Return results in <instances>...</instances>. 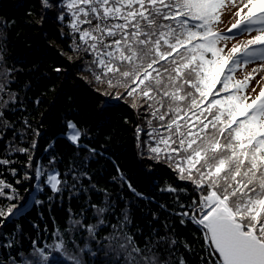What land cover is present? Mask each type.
I'll return each mask as SVG.
<instances>
[{
	"label": "snow or ice",
	"instance_id": "1",
	"mask_svg": "<svg viewBox=\"0 0 264 264\" xmlns=\"http://www.w3.org/2000/svg\"><path fill=\"white\" fill-rule=\"evenodd\" d=\"M42 3L51 7L48 0ZM61 8L59 19L68 16L74 54L89 57L85 65L93 79L123 89L112 98L126 103L131 98L129 106L144 119V126H136L141 155L167 164L198 194L188 205L179 203L186 210L176 215L181 224L197 227L209 264H264V76L250 88L264 72V0H62ZM226 14L234 22L225 32L220 26ZM243 36L250 38L240 41ZM251 64L255 66L247 71ZM238 70H245L242 79L236 78ZM3 75L6 80L7 73ZM4 90L0 83V93ZM7 104L0 96V108ZM66 134L78 147L85 135L71 121ZM34 148L33 142L31 149L15 150L30 154ZM11 163L0 159V165ZM28 167H33L31 155ZM25 179L38 181V191L49 185L59 193L67 184L61 173L40 165ZM128 187L135 192L130 183ZM162 191L175 194L179 202V193L187 189L169 185ZM0 198L2 229L22 216L29 202L3 180ZM42 203L31 198L32 205ZM92 207L97 223L70 218L67 231H86L88 240L112 257L110 264H169L156 249L167 245L171 255L178 244L174 236L151 237L141 247L127 231L131 220L125 212L111 233L98 238L111 206ZM53 235L52 244L33 241L31 254L25 256L14 234L0 232V248L16 249V255L10 251L6 259L0 257V264H85V253L97 254L91 243L76 245L70 253L63 233L57 229ZM179 264H185L183 259Z\"/></svg>",
	"mask_w": 264,
	"mask_h": 264
},
{
	"label": "trees",
	"instance_id": "2",
	"mask_svg": "<svg viewBox=\"0 0 264 264\" xmlns=\"http://www.w3.org/2000/svg\"><path fill=\"white\" fill-rule=\"evenodd\" d=\"M48 3L51 7H45L42 0H0V83L5 85L0 96L8 101L0 108V159L12 161L0 165V180L12 184L29 202L24 214L0 232L14 234L19 242L16 247L28 256L33 241L38 246L52 244L53 234L59 229L70 253L76 252V245L92 244L97 254L85 253V264H110L112 257L104 255L102 246L98 250L86 231H67L70 218L95 224L98 217L92 205H110L98 238L111 233V226L127 212L131 220L127 231L141 247L149 238L165 234L178 240L171 255L167 245L156 249L161 260H169V264H179L180 259L185 264H209L197 227L190 222L181 224L176 215L186 210L180 209L179 203L188 205L198 194L190 182L178 180L167 164L148 159L147 153L141 155L136 126H144V119L129 106L131 98L127 103L112 98L123 89L107 88L93 79L85 65L89 57L77 58L72 50L68 16L64 21L59 19L62 0ZM10 95L14 101L9 100ZM69 121L85 133L79 147L67 138ZM141 139L146 137L142 134ZM33 142L35 148L30 154L15 150L31 149ZM89 149H96V153ZM29 155L32 168L28 167ZM53 158L55 162L50 164ZM37 165L62 174L67 181L62 192H55L49 185L38 191V181L25 179L26 173L33 175ZM11 169H15V175ZM74 175L79 179H73ZM169 185L187 189L179 193V202L175 194L162 191ZM32 197L43 203L32 205ZM10 251L16 255V249L0 248V257L6 259Z\"/></svg>",
	"mask_w": 264,
	"mask_h": 264
},
{
	"label": "rangeland",
	"instance_id": "3",
	"mask_svg": "<svg viewBox=\"0 0 264 264\" xmlns=\"http://www.w3.org/2000/svg\"><path fill=\"white\" fill-rule=\"evenodd\" d=\"M223 19H224V23L222 24V26L220 27V29L222 28V29H225L227 31V27H229L230 26V23L231 22H234V21H231L230 17L227 14L223 17ZM253 35H254V33H253ZM248 38H250V37L249 36H243V37H239L238 39L240 41H243V40H246ZM233 42L234 41H230L229 42V47H231V44ZM254 66H255V64L249 65L248 68H247V71H251L252 67H254ZM244 75H245V70H238L237 71V74H236V78L237 79H242ZM261 76H264V72H261L260 75L256 76L255 79H253L251 81L250 88L251 87H254L256 85V82L257 81H260ZM261 84L264 85V81H261ZM259 90H260L259 88L256 89L257 93L259 92ZM255 94L256 93H253L252 95L254 96Z\"/></svg>",
	"mask_w": 264,
	"mask_h": 264
}]
</instances>
